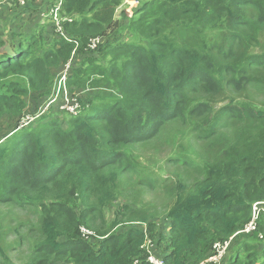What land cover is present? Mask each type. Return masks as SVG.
I'll return each instance as SVG.
<instances>
[{"label":"trees","instance_id":"obj_1","mask_svg":"<svg viewBox=\"0 0 264 264\" xmlns=\"http://www.w3.org/2000/svg\"><path fill=\"white\" fill-rule=\"evenodd\" d=\"M138 2L130 12L126 0H64L62 32L39 24L0 36V121L7 126L0 133V203L38 212L28 257L17 263L0 242V264H153L149 237L156 243L167 235L171 240L156 257L164 264H200L211 256L210 246L251 221L256 203L263 237L256 231L236 235L226 264H264V105L248 97H231L223 113L245 114L261 123L262 132L253 143L252 135L241 139L232 161L207 164L193 185L176 181L167 234H151L154 215L128 204L115 210L111 222L105 217L104 209L118 198L120 168L136 166L128 161L129 150L166 122L184 120L189 91L219 95L226 88L264 86V46L253 48L264 39V0ZM28 3L23 7L37 12L52 1ZM98 37L102 42L93 47ZM7 45L15 55L3 51ZM70 59L67 87L77 95L78 113L52 108L35 126L19 129L25 113L42 101L33 111L32 105L47 101L56 73ZM87 80L112 82L120 95L94 101L72 92L71 85L81 91ZM191 107L199 115L209 108L202 100ZM52 111L58 116H48Z\"/></svg>","mask_w":264,"mask_h":264},{"label":"rangeland","instance_id":"obj_2","mask_svg":"<svg viewBox=\"0 0 264 264\" xmlns=\"http://www.w3.org/2000/svg\"><path fill=\"white\" fill-rule=\"evenodd\" d=\"M138 1L126 0L124 8L132 12L140 6ZM13 5L12 8L0 6V9L14 13L16 9H20L21 7L17 3H13ZM237 8L245 10L246 13H250L251 11L250 7L238 6ZM34 13L36 12L30 13V17L26 18L25 22L29 23L28 21H31ZM45 17L48 18L46 20L51 21L47 13H45ZM34 26L36 29L40 28L39 24H35ZM7 30L10 34L11 26ZM219 37L221 38L222 36ZM263 46L264 39L259 44L253 42L254 49L259 50ZM58 74L57 72L50 86L51 88H49L50 96L47 101L45 98L34 103L31 107L32 111L42 101L34 112L25 113L19 122V128L38 124L36 120L42 116L38 112L48 104L56 90L59 78ZM85 85L87 86L81 91H78L77 87L71 85V90L73 93L83 96V98L90 97L94 101L96 99H114L120 95L118 88L112 82L105 85H91L87 80ZM225 91L219 95L209 94L205 90L199 92L196 90L189 91L182 102L183 105L188 107L184 120L179 117L166 122L154 137L131 147L128 161L130 164L136 166L133 171H124L120 168L121 184L117 201L104 209L108 222L114 219L115 210L122 205L128 204L133 208H140L154 215L157 226L153 228L151 234L158 233L159 235L161 231L167 234L165 227L168 223L167 212L173 203L171 193L176 181L181 178L189 182L190 185H193L205 175L204 169L207 164H224L232 161L234 159L233 150L238 148V142L245 138V136L252 135L250 142L253 143V135L263 130L261 123L264 117L261 123L254 124L245 114H240L237 118L232 111L224 114L222 106L226 102L231 103L229 101L231 97H248L251 101L264 105V86L254 85L243 92H237L230 88H226ZM194 100H202L205 102V105L209 106L204 115H199L192 111L191 105ZM62 102L63 99L59 96L56 103L52 104L44 114H47L52 108L61 110L60 106ZM48 116L58 115L52 111ZM65 116L68 115L64 113L59 118L63 119ZM5 124L6 120L2 118L0 121V133L7 129ZM1 139L2 137L0 136ZM124 220L123 218L122 223L125 222ZM37 222L38 212L34 208H19L18 206L0 203V242L17 263H22L30 253L34 239L37 236ZM143 227L146 228L147 225H143ZM125 229V225H122L119 230ZM82 231L89 236L92 234L85 227H82ZM256 234L261 236L258 230ZM236 237L232 236V243ZM169 238V235H167L166 238L164 237V240L155 243L149 237L146 248L156 255V251L166 250ZM237 243L235 241L232 247H235ZM210 247L213 249V246ZM228 252L224 261L228 258Z\"/></svg>","mask_w":264,"mask_h":264},{"label":"built area","instance_id":"obj_3","mask_svg":"<svg viewBox=\"0 0 264 264\" xmlns=\"http://www.w3.org/2000/svg\"><path fill=\"white\" fill-rule=\"evenodd\" d=\"M3 1H15L18 5L23 7L30 0H3ZM33 1L41 2L42 0H33ZM51 1L52 3L47 6L45 13H47L52 18V21L54 22L57 31L62 32V24H61L62 18L60 13L64 0H51ZM102 38L103 37H98L95 40H93L92 46L95 47L97 44H100L102 42ZM71 59L67 62L63 71L60 73L56 84V90L51 96L48 104L43 109H41L40 112H38L40 115H43L52 104L56 103L59 96H61L63 99V102L60 106L61 110L68 111L72 114L78 113L79 104L77 102V96L72 95L71 92L69 91V88L67 87L69 71H70V67L72 66ZM260 212H261L260 204L256 203L254 205V214L251 221L247 225H245L243 229L237 231L234 234V236L241 233H252L254 231H257L258 218L260 217ZM260 237H263V235H261ZM231 242H232V237H230L228 240L224 242L214 243L211 256L207 260L201 262L200 264H208L209 262H211L212 264H226V260L224 261V258L226 257V254L230 248ZM149 260L153 264H164L163 260L156 257L153 253L150 254Z\"/></svg>","mask_w":264,"mask_h":264},{"label":"crops","instance_id":"obj_4","mask_svg":"<svg viewBox=\"0 0 264 264\" xmlns=\"http://www.w3.org/2000/svg\"><path fill=\"white\" fill-rule=\"evenodd\" d=\"M13 3H16V2L15 1H2L0 3V6H4L6 8H12L14 6ZM32 4H33L32 2H29L28 6H31ZM28 6L27 7L19 6L20 9H16L14 13L12 12L13 14L10 13L8 10L3 11L0 9V36L1 37L4 35H6V37H10L12 33L24 34L27 31H29V29L35 28L34 26L35 24H45L47 25L48 29H51L50 27L54 26L53 25L54 22L46 20L48 18L45 17V11L43 10L42 11L39 10L36 13H34L31 21H28L29 23L25 22V19L26 18L28 19L30 17V13H32L28 11ZM134 10H136V8ZM27 24H33V25L29 26ZM9 26H11L10 34L7 30Z\"/></svg>","mask_w":264,"mask_h":264},{"label":"water","instance_id":"obj_5","mask_svg":"<svg viewBox=\"0 0 264 264\" xmlns=\"http://www.w3.org/2000/svg\"><path fill=\"white\" fill-rule=\"evenodd\" d=\"M3 51H7V52H9L10 54L15 55V53H14L13 50H12V48H11L10 46H8V45L4 47Z\"/></svg>","mask_w":264,"mask_h":264},{"label":"clouds","instance_id":"obj_6","mask_svg":"<svg viewBox=\"0 0 264 264\" xmlns=\"http://www.w3.org/2000/svg\"><path fill=\"white\" fill-rule=\"evenodd\" d=\"M20 6V5H19ZM51 20H52V18H51ZM53 22V21H52ZM19 129H21V128H19Z\"/></svg>","mask_w":264,"mask_h":264}]
</instances>
